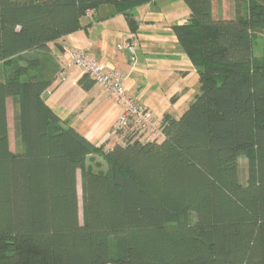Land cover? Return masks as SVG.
I'll return each mask as SVG.
<instances>
[{"label":"trees","instance_id":"trees-1","mask_svg":"<svg viewBox=\"0 0 264 264\" xmlns=\"http://www.w3.org/2000/svg\"><path fill=\"white\" fill-rule=\"evenodd\" d=\"M153 1L0 0V264H264V40L253 51L264 0H231L228 18L212 0H182L187 20L171 29L200 92L162 115L159 140L128 125L105 148L43 98L62 70L50 45L89 26L87 11L111 5L135 33V8Z\"/></svg>","mask_w":264,"mask_h":264},{"label":"crops","instance_id":"crops-1","mask_svg":"<svg viewBox=\"0 0 264 264\" xmlns=\"http://www.w3.org/2000/svg\"><path fill=\"white\" fill-rule=\"evenodd\" d=\"M156 1L157 0L142 4L137 7V9L140 7H146V10L152 11V7H155ZM177 3L179 4L178 8L182 9L183 13L181 18L183 19V22H185L188 17V10L183 8L179 0H177ZM154 10L161 15V8H155ZM97 11L98 9L93 11L91 16L85 18L86 20L82 22L83 25L90 24L89 26L67 34L55 42L63 47V52H60L55 48V43L50 45V54L59 64L61 69H63L65 78L61 82L58 81L57 84H53L47 89L48 96L45 101L61 118H67L70 125L90 142L95 144L105 142V148H108L118 140L117 134L112 132V126L119 114V108L110 98H108L106 92L99 85L94 84L89 90H84L77 84V80L83 72L76 66L67 65L69 50L76 49L83 51L89 56L95 57L105 69L117 70L126 74L125 88L127 93L134 98L138 104L150 110L157 123L160 122L162 115L165 112L170 113L174 117H179L183 111H178L177 109L164 111V109H161L159 106L161 100H150L149 98L143 97L141 95L142 90L140 82L136 79V74L138 73L141 64L138 66L139 64L137 63V66L135 67V63L136 60L139 63H141L142 60L139 56L137 59L136 51L137 54L141 52L144 55H147L152 52L159 56H162V54L169 56L171 51H164L161 49L150 51L149 49H143L140 47L141 42L138 39L137 50L135 51V61L132 63L127 50L117 49L116 47V44L121 40L122 36L125 33L130 32L123 15L114 14L110 11V13L107 12L109 15L104 13L102 17L98 18L102 20L100 22L96 21L95 23V20L93 21L92 18L95 17ZM116 15L122 16L124 27L122 30L118 31V34L112 32V29L107 28V23L115 19ZM135 18L138 22V26L142 22L147 26L155 25L156 19H147L146 17L140 18L138 13ZM167 24V26L171 25L169 23ZM162 25H165V23ZM96 27H100L97 34L94 31ZM177 112L182 113L177 114ZM94 157L98 159L99 162H104L102 157L98 155L90 156L91 159ZM105 167L104 162L102 169Z\"/></svg>","mask_w":264,"mask_h":264},{"label":"rangeland","instance_id":"rangeland-1","mask_svg":"<svg viewBox=\"0 0 264 264\" xmlns=\"http://www.w3.org/2000/svg\"><path fill=\"white\" fill-rule=\"evenodd\" d=\"M180 4L186 10V6L182 0H179ZM232 1L231 0H212V14L214 17L228 18L232 15ZM139 7V6H138ZM148 7V6H147ZM179 4L177 0H157L155 7H152V11L146 10V7L135 8V14L140 18L146 17L147 19H156L155 25L147 26L142 22L136 29V35L141 42L140 47L143 49H149L150 51L161 49L164 51H171L169 56L157 55L156 53L143 54L136 51V57L141 60L137 63L140 66L138 71L137 80L141 85V95L143 97L161 100L159 103L160 108L164 111H170L177 109L178 111H184L188 107L190 102L194 99L196 94H199V82H198V68L192 63L190 58L182 52L180 44L171 29V25L175 23H183L182 9L178 8ZM149 8V7H148ZM155 8H161V15L155 11ZM114 12V7L111 5H103L98 8L95 13V17L92 18L96 23L101 20L98 19L106 13ZM93 12V11H92ZM108 12V13H107ZM149 12V13H148ZM92 14V13H91ZM86 19L83 18L82 22ZM165 25H162L164 24ZM170 26H167L168 24ZM107 28L118 34V31L122 30L123 21L121 15H116L115 19L107 23ZM100 27H96L94 31L96 34L99 32ZM264 34H255L253 51L257 57L261 56L263 46ZM137 50V48H135ZM73 50V49H72ZM76 50V49H75ZM80 51V50H79ZM69 52V51H68ZM63 69L61 70V72ZM60 72V73H61ZM65 74V73H64ZM135 74V73H134ZM63 80V79H62ZM60 80V82L62 81ZM95 84V83H94ZM13 103L11 98L7 99V124H8V137L9 148L11 151H17L18 147L14 136L13 128ZM152 113V112H151ZM182 113V112H177ZM176 114V115H177ZM101 160V159H100ZM88 165L95 169L101 168L104 165L103 161L98 159H88ZM247 161L241 157L239 159V175L242 180L246 176ZM77 193H78V211L79 220H82V199H81V173L77 172ZM113 264V263H109Z\"/></svg>","mask_w":264,"mask_h":264},{"label":"built area","instance_id":"built-area-1","mask_svg":"<svg viewBox=\"0 0 264 264\" xmlns=\"http://www.w3.org/2000/svg\"><path fill=\"white\" fill-rule=\"evenodd\" d=\"M91 11H87L83 18H89ZM138 45L136 33L127 32L116 44L117 49H126L131 57V62L135 61V51ZM68 66L78 67L84 74H87L95 84L99 85L119 108V114L112 126V132L123 130L128 125H132L142 139L145 141L159 140L161 130L159 123L154 120L153 114L146 107L141 106L132 98L125 88L127 75L117 70L105 69L100 62L83 51L69 50ZM65 78L62 71L58 81Z\"/></svg>","mask_w":264,"mask_h":264},{"label":"water","instance_id":"water-1","mask_svg":"<svg viewBox=\"0 0 264 264\" xmlns=\"http://www.w3.org/2000/svg\"><path fill=\"white\" fill-rule=\"evenodd\" d=\"M54 46H55V48H57L60 52H63V51H64L63 47H62L60 44L55 43ZM47 96H48V92L45 91V92L43 93V98L46 99Z\"/></svg>","mask_w":264,"mask_h":264}]
</instances>
